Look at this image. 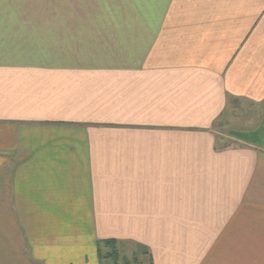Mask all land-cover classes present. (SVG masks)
<instances>
[{"label": "crops", "instance_id": "crops-1", "mask_svg": "<svg viewBox=\"0 0 264 264\" xmlns=\"http://www.w3.org/2000/svg\"><path fill=\"white\" fill-rule=\"evenodd\" d=\"M239 97L264 0H0V264H264V114L214 131Z\"/></svg>", "mask_w": 264, "mask_h": 264}, {"label": "rangeland", "instance_id": "rangeland-1", "mask_svg": "<svg viewBox=\"0 0 264 264\" xmlns=\"http://www.w3.org/2000/svg\"><path fill=\"white\" fill-rule=\"evenodd\" d=\"M263 109L264 104H253L250 101L244 100V98H237V102L231 103L229 109L214 127L218 145H232L235 132L254 129L263 118ZM125 253L126 251L124 255Z\"/></svg>", "mask_w": 264, "mask_h": 264}, {"label": "trees", "instance_id": "trees-1", "mask_svg": "<svg viewBox=\"0 0 264 264\" xmlns=\"http://www.w3.org/2000/svg\"><path fill=\"white\" fill-rule=\"evenodd\" d=\"M111 242H107V244L109 245ZM111 249H112V252L111 253H109V254H107L106 255V257H109V258H111L112 259V261H113V264H117L116 263V257H117V251L115 250V246L112 244V246H111Z\"/></svg>", "mask_w": 264, "mask_h": 264}]
</instances>
